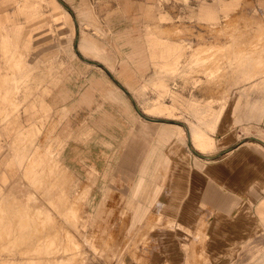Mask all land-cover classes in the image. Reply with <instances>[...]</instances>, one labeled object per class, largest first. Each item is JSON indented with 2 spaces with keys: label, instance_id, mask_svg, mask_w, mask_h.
<instances>
[{
  "label": "rangeland",
  "instance_id": "374dc122",
  "mask_svg": "<svg viewBox=\"0 0 264 264\" xmlns=\"http://www.w3.org/2000/svg\"><path fill=\"white\" fill-rule=\"evenodd\" d=\"M60 1L71 13L58 0H0V264H264V215L242 204L257 202L252 193L221 192L220 162L198 164L200 154L186 141L170 146L136 132L145 116L176 122L139 105L161 97L225 108L218 148L201 157L219 158L243 136L264 138V0ZM203 5L216 8L217 17L202 18ZM118 14L135 26L119 35L120 47L147 44L149 73L131 81L118 80L109 61L119 52L111 26ZM75 15L86 36L105 45L101 57L78 49ZM7 17L23 23L10 41L3 37L13 34L3 27L11 24ZM38 25L50 36L29 42ZM151 35L184 45L176 64L154 63ZM92 69L106 79L95 81ZM133 86L141 88L137 97ZM179 112L181 120L198 121L193 109ZM33 123L40 129L28 144L25 128ZM32 142L62 148L59 157L74 174L64 183L68 198H61L59 164L36 159ZM131 146L139 147L142 165L126 174L120 161ZM69 150L82 158L78 166L66 162ZM250 150L223 162L233 180L264 171V151ZM95 153L106 157L96 159L103 173L93 165ZM214 231L227 252L212 256Z\"/></svg>",
  "mask_w": 264,
  "mask_h": 264
},
{
  "label": "crops",
  "instance_id": "0c3cea01",
  "mask_svg": "<svg viewBox=\"0 0 264 264\" xmlns=\"http://www.w3.org/2000/svg\"><path fill=\"white\" fill-rule=\"evenodd\" d=\"M67 11H69L67 9ZM70 12V11H69ZM44 13V12H43ZM71 13V12H70ZM38 13H35V15ZM51 14V13H50ZM88 14L87 11L83 10L82 15L86 16ZM42 15V14H41ZM200 16L204 19H214L217 17V10L211 5H203L200 9ZM76 17V25L75 32L79 33V40H78V49L81 51H88L90 53L95 54L97 57H101L102 54L105 52V45L101 43L100 41H95L94 38L87 37L86 36V30L80 28L79 20ZM74 17V19H75ZM7 21L11 22L8 27H6L3 24V27L5 30L9 32V30L13 31V34L6 33L3 35L4 39L6 41H10L12 38L17 36V30L19 27H22L21 25L23 23H18L15 20H10L9 17H7ZM111 26L113 27L114 34L117 35L118 44L117 48L119 52H116L115 56H110L111 63H113L116 67L118 75H116V78L120 81H131L138 77H140L142 74H147L148 72V54L146 51L147 44L145 41H140L139 47L138 45L136 47H124L123 49L120 47L122 44L121 41L125 39V37L120 38L119 35L124 34L126 30L133 29L135 26L133 25L132 21L126 20L121 14H118L111 22ZM50 28L45 26H35L33 31H30L28 34V41L31 42L33 40H36L40 37L41 33L44 35L47 34V36H50L51 31ZM65 30V29H64ZM70 30V29H69ZM84 38V39H83ZM184 47L183 44L179 42H172L168 39L161 38L159 36L151 35L149 37V49L151 53V57L154 60V63L156 65H164L167 63L176 64L177 55L180 53V49ZM115 51H117L115 49ZM139 52L140 55H139ZM21 55L24 56H31L32 53L30 52H21ZM26 62H33V58H27ZM140 62V66L138 67L137 63ZM27 76H30V73H26ZM25 75V73H24ZM91 78L96 80H104L106 79L104 75H102L97 69L95 71L92 69L89 74ZM29 79V78H27ZM159 81V85L162 87L164 84ZM83 88V87H82ZM81 88V89H82ZM141 88L138 86H133L132 90H129L132 94H134L136 97L139 95ZM10 92V90L4 91L2 93L3 99L7 96L5 93ZM98 94H95V97L97 98ZM135 96H133L135 98ZM5 101V100H4ZM7 103V101H5ZM42 105H44L46 102L45 100L41 101ZM209 103V102H208ZM207 103V107L205 109L200 108V104L197 101L189 102L186 106L185 100H177L174 99L172 103H167L164 100H162L161 97L153 98L145 100L144 102H140V107H142L143 112L147 115H152L156 117H164L165 120H173V121H181L185 123L190 131V137L193 147L201 152L202 154L205 153H212L217 150L218 144H217V138L216 133L219 129L220 123L222 122V118L224 115L225 108L222 107L219 110H213ZM147 106V107H145ZM150 106V107H149ZM159 107L160 112L157 114L154 112L153 114L151 111H153L151 108ZM186 107L188 109H193L194 113L197 118V122L192 121H184L180 118V107ZM264 107V104H263ZM172 110L173 115L169 116L167 113L172 114L168 111V109ZM160 124H167L172 125L173 128H168L164 126H160ZM35 129H40L37 126V123L30 124L27 128H25V134H24V141H26L28 144V139L31 137V133L34 132ZM23 127L20 129V133L23 132ZM171 131L170 134L167 132ZM136 132L139 133L143 138L148 140H153L155 136H158L160 140H169L171 141L170 146H176L178 145L182 140L186 141L188 143V133L186 128L183 125L177 124V123H167L163 120H160V118H149V116H145L143 120H140L136 124ZM184 135H186V138H183ZM243 139H237L234 143H230L227 147H224L221 149V151H224L219 158L216 159H205L201 158L198 155H195L197 158L198 164L205 166L206 163L210 161L214 162H220L218 165V184H219V190L221 192H231L235 194L240 193H252V195L256 198L257 202L253 203L252 205H246L247 200L243 199L242 204L244 206H250V207H256L258 206V211L264 215V171H261L260 173H253L251 174L246 182L241 181L240 179L235 178L232 179L233 176L231 173L228 172V169L223 165V162L226 160H229L233 156H238L240 153H243V155L252 154L253 151L250 150V148L256 149V150H263L264 151V143L258 142V141H251V140H244L246 137H242ZM56 139V138H55ZM57 142L60 144L63 143V140L60 136L57 138ZM264 141V138H261ZM34 141V140H33ZM31 145H37L32 142ZM77 147V146H76ZM80 147V146H79ZM39 149V156L36 157V159L39 160H54L56 163L59 164V172L57 175L61 176V182L59 190L61 192V198H68L69 195L65 191L64 183L69 182L72 183L74 180V174L70 170V168L65 164L59 157L60 152L56 151V146H53L51 142H48L44 145V147L37 145L35 147ZM72 150V149H71ZM71 150H69L65 155L66 162L71 166H78L80 162L82 161V158H78L77 156H73L70 154ZM245 150V151H244ZM251 153H248L249 151ZM95 151V146H93V149L91 150L92 153ZM139 147H127L126 152L124 153L123 157H121L120 161V168L123 171V173L126 174H132L137 168L142 165V161L138 154ZM105 152V151H102ZM106 159V157H100L97 153H95V162H93L94 167L96 170L100 173H103V170H101L98 166L99 163L96 162V159ZM235 158V157H234ZM87 160L88 158L85 157ZM93 170H95L93 168ZM95 170V171H96ZM238 174H235L237 176ZM240 176V175H238ZM243 178H246L245 175ZM89 188L85 189V191H88ZM85 193V192H84ZM242 194V195H243ZM221 207L227 208V204L223 203L221 201ZM253 218H256L253 216ZM221 222H227V216L221 217ZM258 222V221H257ZM260 222V221H259ZM184 229H181V231ZM212 234L213 238H215L217 241H214L212 244V256H215L216 252L225 253L227 252V244H224L221 240H219V236H216V232L214 231ZM225 254H223L224 256ZM219 260V259H218ZM217 260H215L216 262Z\"/></svg>",
  "mask_w": 264,
  "mask_h": 264
},
{
  "label": "bare ground",
  "instance_id": "6f19581e",
  "mask_svg": "<svg viewBox=\"0 0 264 264\" xmlns=\"http://www.w3.org/2000/svg\"><path fill=\"white\" fill-rule=\"evenodd\" d=\"M59 1V3L60 4H62L63 5V7L67 10V8L65 7V5H64V3L63 2H61L60 0H58ZM174 123H177V124H180V125H183L185 128H186V130H187V133H188V144L190 145V147L192 148V149H194L196 152H198L199 154H200V156L199 157H201V155H203L201 152H199L198 150H196L194 147H193V145H192V142H191V137H190V131H189V129H188V127H187V125L185 124V123H179V121H176V122H174ZM262 140V139H261ZM263 141V140H262ZM264 142V141H263ZM201 158H205V159H212V158H207V157H201Z\"/></svg>",
  "mask_w": 264,
  "mask_h": 264
},
{
  "label": "water",
  "instance_id": "95a60500",
  "mask_svg": "<svg viewBox=\"0 0 264 264\" xmlns=\"http://www.w3.org/2000/svg\"><path fill=\"white\" fill-rule=\"evenodd\" d=\"M260 142L264 143L261 139H258Z\"/></svg>",
  "mask_w": 264,
  "mask_h": 264
}]
</instances>
